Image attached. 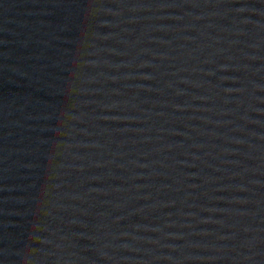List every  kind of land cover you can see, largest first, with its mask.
<instances>
[{
  "label": "water",
  "instance_id": "obj_1",
  "mask_svg": "<svg viewBox=\"0 0 264 264\" xmlns=\"http://www.w3.org/2000/svg\"><path fill=\"white\" fill-rule=\"evenodd\" d=\"M0 264H264V0H0Z\"/></svg>",
  "mask_w": 264,
  "mask_h": 264
}]
</instances>
